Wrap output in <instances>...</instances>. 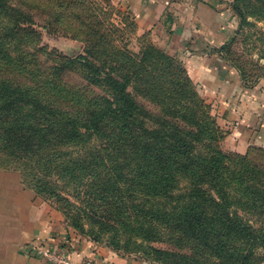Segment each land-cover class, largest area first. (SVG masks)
Here are the masks:
<instances>
[{
  "label": "trees",
  "instance_id": "trees-1",
  "mask_svg": "<svg viewBox=\"0 0 264 264\" xmlns=\"http://www.w3.org/2000/svg\"><path fill=\"white\" fill-rule=\"evenodd\" d=\"M21 1L43 5L46 29L85 43L80 67L105 94L88 88L84 98L44 102L11 77L8 69L19 65L14 48L35 14L0 0V71L9 74L0 81V166L19 163L26 187L56 201L69 226L119 255L138 253L155 264H207L211 257L250 264L264 250V230L238 213L264 222V150L225 152L184 60L157 47L150 33L139 37L138 53L130 50L138 26L128 15L120 26L89 0ZM232 6L241 31L249 19H264V0ZM237 36L218 51L247 84L248 69L232 50Z\"/></svg>",
  "mask_w": 264,
  "mask_h": 264
},
{
  "label": "crops",
  "instance_id": "crops-1",
  "mask_svg": "<svg viewBox=\"0 0 264 264\" xmlns=\"http://www.w3.org/2000/svg\"><path fill=\"white\" fill-rule=\"evenodd\" d=\"M115 2L135 16L139 33L151 32L163 49L185 61L192 81L212 104L213 115L226 132L224 150L245 154L253 145H264V78L246 86L218 51L239 26L234 0ZM67 241L75 244L74 264L87 260L151 264L84 239L68 225L63 213L21 181L4 184L0 180V264H48L33 257L29 247L40 242L63 246Z\"/></svg>",
  "mask_w": 264,
  "mask_h": 264
},
{
  "label": "rangeland",
  "instance_id": "rangeland-1",
  "mask_svg": "<svg viewBox=\"0 0 264 264\" xmlns=\"http://www.w3.org/2000/svg\"><path fill=\"white\" fill-rule=\"evenodd\" d=\"M89 1L94 8L103 9L107 14H109V17L115 24L124 26L123 19L126 15L130 17V19L128 20L129 22L134 21L137 24L135 16H133V14H131L130 12L124 11L119 6V4L115 2L116 0ZM13 3L14 5L21 6L24 9L32 10L35 14V23L27 25L29 31L24 32L22 34V42L17 45L18 48H14L15 54L18 55L17 61L19 65L18 67H10L8 69V72L11 74V77L20 78L19 81H24L28 83L29 86L36 88L38 90L37 96L41 98L44 102H47V100L52 99V96L58 97L61 100H72V98H84L86 95H89L88 88L94 90L96 93L105 94L103 89L94 88L90 86L86 81V74L82 71V68L80 67L81 60L78 59L80 56L86 54V45L80 38L74 37V35L70 32L64 33L61 31L56 32L53 29H46L44 27L46 16L43 15L42 11L39 9V7L43 6L41 3L34 1L22 2L21 0H13ZM118 13H120V15ZM249 22L250 25L244 27L242 31L237 29V42L233 45L232 48V50L234 51L235 58H238L241 62H244L248 69L247 84L244 83L246 86L254 85L255 82H257V80L259 79L257 77V74L260 75V77L264 75V58H259L258 56L255 57V55L257 54L261 55L262 53L263 55L264 52V41L259 40V38L263 37L264 34V19H249ZM146 33H150V35L148 36L150 40H152L157 47L163 49V46L158 43V41H155V37L152 36L151 32ZM146 33H139V28H137V33L132 35L130 50L135 53H138L140 51V46L142 42L138 40L139 37L143 36ZM75 60L77 61V66L76 64L75 66H68V64H70V61ZM8 72L5 70L0 71V81L3 79H9ZM28 72H30L31 74ZM195 86L197 88V85ZM201 97L204 99L202 95ZM138 100L141 104L146 105L149 109L153 111L157 110L156 107H154L153 105H151V103L145 101L144 99L138 98ZM204 101L210 106L211 115L216 119V117L213 115L212 104L209 103V101H207L206 99H204ZM218 126L223 132L224 136L221 142V146L223 149V142L226 138V132L222 130L219 123ZM250 149L264 150V145H253L250 147ZM224 151L227 153H236L226 150ZM0 159V162H4V160L6 161V158L4 157H0ZM16 163L17 162H8L6 165L0 166V174H3V177L0 175V180H3L4 184L6 182H9L10 184H18V181H21V183L26 186L23 174L21 172V167H18L17 164L19 163ZM27 182H33V179L31 176H29V173L27 177ZM41 199L50 203L51 205H53V207L58 208V204L56 201L45 200L43 198ZM238 214L245 221H248L250 225H253L254 228L264 230L263 219L259 218V216H255V218H253L243 211H239ZM85 230L90 231L89 227H86ZM78 234L80 233L78 232ZM80 236L84 239L88 238L87 235L80 234ZM104 240H109V237H106ZM40 243L47 244V242ZM156 246L161 248L168 247L164 244H156ZM191 250L198 252L200 254L199 258H202L203 251L198 246H194V249L192 248ZM121 251L122 253L126 252L124 249H121ZM256 253L258 255L256 257L255 255L252 257L250 264H264V250L256 249ZM31 255L33 256L34 254L32 253ZM129 256H134L139 260H144L142 254L133 253L129 254ZM207 264H218V261L214 257H211L208 260Z\"/></svg>",
  "mask_w": 264,
  "mask_h": 264
},
{
  "label": "built area",
  "instance_id": "built-area-1",
  "mask_svg": "<svg viewBox=\"0 0 264 264\" xmlns=\"http://www.w3.org/2000/svg\"><path fill=\"white\" fill-rule=\"evenodd\" d=\"M29 253H33V256L48 264H74L75 244L69 243V241L63 246L52 243H36L29 247ZM83 264L95 263L92 260H87Z\"/></svg>",
  "mask_w": 264,
  "mask_h": 264
}]
</instances>
